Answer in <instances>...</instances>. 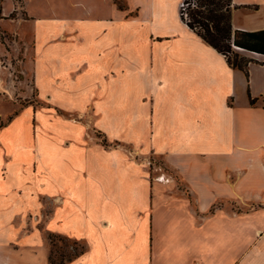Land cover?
I'll list each match as a JSON object with an SVG mask.
<instances>
[{
	"label": "crops",
	"instance_id": "0c3cea01",
	"mask_svg": "<svg viewBox=\"0 0 264 264\" xmlns=\"http://www.w3.org/2000/svg\"><path fill=\"white\" fill-rule=\"evenodd\" d=\"M117 1L14 0L11 21L30 26L29 71L49 109L101 108L108 138L153 154L174 182L151 183L141 162L68 120L43 123L35 173L18 157L33 139L11 122L0 129V264H33L49 235L84 245L68 264H264V55L240 51L257 61L247 78L182 21L184 0ZM231 23L263 30L264 0H232Z\"/></svg>",
	"mask_w": 264,
	"mask_h": 264
},
{
	"label": "rangeland",
	"instance_id": "374dc122",
	"mask_svg": "<svg viewBox=\"0 0 264 264\" xmlns=\"http://www.w3.org/2000/svg\"><path fill=\"white\" fill-rule=\"evenodd\" d=\"M55 1L57 3L66 0ZM15 2H18V6L22 5V0H15ZM119 2L122 6L124 5L121 0ZM14 5H16L14 0H2L1 14L5 11L9 17H3L2 19L5 21H2L0 25V129L14 122L17 125L15 126L17 131L15 136L22 140L33 139V154L27 152L24 155L19 151V160L34 161L35 173H41L42 163L47 158L43 139L48 137L47 130H43V123H58L68 120L85 129V136L90 143L101 144L108 150L124 151L129 154L131 159L141 162L151 183L164 186L173 183L174 179L163 161L158 160L153 154H144L138 149L134 150L129 144L124 147L120 140L114 138L116 134L110 133L111 136L108 138L106 135L108 119L101 108L98 109V113L89 108L83 112H64V114L57 107H55L56 112L49 109V102L37 95L29 71L31 40L26 39V34H29L30 26L25 22L19 24L11 21L10 15L14 11ZM30 7L33 10L34 7L40 6L31 0ZM21 13L20 17L25 18L23 12ZM14 30L23 34L24 38H20L15 32H12ZM240 53L244 55V52ZM113 132L120 131L114 130ZM56 136L55 138H57ZM50 137L52 136L50 135ZM46 212L50 211L47 210ZM43 216L44 214L40 209L34 211L32 219L35 228L41 229L43 227ZM45 238V241L40 245L42 247L39 249L40 254L34 258L33 264H68L84 251V245L80 242L57 235H49ZM7 251L8 255L12 254L10 253L11 249ZM12 264L15 263L12 262Z\"/></svg>",
	"mask_w": 264,
	"mask_h": 264
},
{
	"label": "trees",
	"instance_id": "16d2710c",
	"mask_svg": "<svg viewBox=\"0 0 264 264\" xmlns=\"http://www.w3.org/2000/svg\"><path fill=\"white\" fill-rule=\"evenodd\" d=\"M120 8L123 6L117 1ZM2 0H0V19ZM232 0H184L180 17L189 29L222 54L229 66L241 70L248 78V66L256 60L240 51L264 55V29L259 31L234 30L231 23ZM15 17L14 12L10 15ZM250 103L255 99L250 96Z\"/></svg>",
	"mask_w": 264,
	"mask_h": 264
}]
</instances>
